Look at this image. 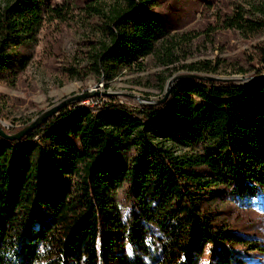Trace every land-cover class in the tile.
I'll return each mask as SVG.
<instances>
[{
    "label": "trees",
    "instance_id": "16d2710c",
    "mask_svg": "<svg viewBox=\"0 0 264 264\" xmlns=\"http://www.w3.org/2000/svg\"><path fill=\"white\" fill-rule=\"evenodd\" d=\"M126 1L110 18L95 66L151 52L157 0ZM40 7L0 4V74L25 67L16 44ZM180 91L134 108L73 102L18 140L0 136V264H196L210 245L216 264H242L237 234L217 227L204 205L217 195L212 188L264 185V73L241 84L186 78ZM160 136L209 146L176 157ZM123 179L132 180L141 209L128 226L108 193ZM55 185L64 190L53 193ZM150 215L163 239L140 220Z\"/></svg>",
    "mask_w": 264,
    "mask_h": 264
},
{
    "label": "rangeland",
    "instance_id": "374dc122",
    "mask_svg": "<svg viewBox=\"0 0 264 264\" xmlns=\"http://www.w3.org/2000/svg\"><path fill=\"white\" fill-rule=\"evenodd\" d=\"M126 2L39 0L37 13L27 16L33 20L32 30L16 44L24 53L25 67L0 74V122L5 128L17 132L43 110L86 92L92 95L75 102L93 106L94 98H101L106 106L134 108L169 102L171 90L181 93L186 78L206 80L195 74L241 84L264 73V0H157L152 8L151 52L132 63L108 58L95 66V55L109 44L110 18ZM191 64L199 68L192 69ZM158 141L176 157L209 146L207 140L172 136H160ZM135 151L131 146L128 156ZM131 184L123 179L108 192L125 226L135 211L141 212ZM63 190L55 185L53 193ZM211 190L217 195L204 209L217 227L237 234L234 253L242 264H264V185L232 183ZM147 217L140 220L146 222L149 236L163 239L165 232L152 222V215ZM125 241L126 248L129 240ZM211 247L201 252L196 264H216Z\"/></svg>",
    "mask_w": 264,
    "mask_h": 264
},
{
    "label": "water",
    "instance_id": "95a60500",
    "mask_svg": "<svg viewBox=\"0 0 264 264\" xmlns=\"http://www.w3.org/2000/svg\"><path fill=\"white\" fill-rule=\"evenodd\" d=\"M193 76L195 78H198V79H206V80H212V79H214L213 77H210V76H201V75H196V74L193 75ZM90 95H92V93L86 92V93H82V94H79V95H72V96L66 97V98L62 99L61 101H59L58 103H56V104L50 106L49 108L43 110L38 116H36L34 119H32L23 128H21L20 130H18L17 132H14V133H7V132H5L3 130V128H2V126H4V124H2L0 122V136L3 137V138H5V139H9V140H14V139L18 140L23 135H25L28 131H30L31 129L39 126L48 117L52 116L53 114H57L58 111L62 107L67 106L68 104L73 103L75 101H80L84 97L90 96ZM166 95H167V93L165 94L164 97H166Z\"/></svg>",
    "mask_w": 264,
    "mask_h": 264
}]
</instances>
